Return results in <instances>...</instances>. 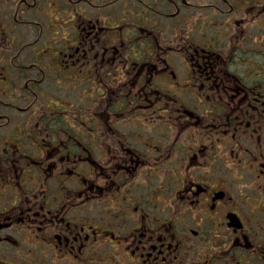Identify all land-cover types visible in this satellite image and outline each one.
I'll return each mask as SVG.
<instances>
[{
	"label": "flooded vegetation",
	"instance_id": "flooded-vegetation-1",
	"mask_svg": "<svg viewBox=\"0 0 264 264\" xmlns=\"http://www.w3.org/2000/svg\"><path fill=\"white\" fill-rule=\"evenodd\" d=\"M0 264H264V0H0Z\"/></svg>",
	"mask_w": 264,
	"mask_h": 264
}]
</instances>
